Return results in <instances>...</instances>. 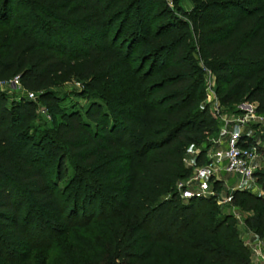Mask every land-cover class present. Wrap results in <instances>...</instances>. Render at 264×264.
I'll return each mask as SVG.
<instances>
[{
    "label": "trees",
    "instance_id": "trees-1",
    "mask_svg": "<svg viewBox=\"0 0 264 264\" xmlns=\"http://www.w3.org/2000/svg\"><path fill=\"white\" fill-rule=\"evenodd\" d=\"M159 1H0V83L17 76L36 95L0 90V264L86 229L97 239L78 245L95 264H253L217 196L183 201L176 186L188 151L202 165L219 131L206 71L224 112L264 114V0H192L185 19ZM64 75L106 96L61 107ZM253 180L261 192L229 204L262 238L264 167Z\"/></svg>",
    "mask_w": 264,
    "mask_h": 264
},
{
    "label": "built area",
    "instance_id": "built-area-1",
    "mask_svg": "<svg viewBox=\"0 0 264 264\" xmlns=\"http://www.w3.org/2000/svg\"><path fill=\"white\" fill-rule=\"evenodd\" d=\"M205 76L208 78V100L211 112L219 122V131L216 135L210 137L211 147L205 155L204 163L200 166H192L193 172L190 177L180 181L176 190L178 196L183 201L191 199H201L216 197L213 190V183L221 182L222 175L232 176L239 180L235 188L228 190L225 198L218 200L220 206L229 207V196L235 190H250L256 194L253 187L246 184V181H253V174L258 169V155L253 150L245 146L246 137L242 126L260 125L264 127V114L256 111L255 105H250L248 111L242 114H233L228 118L215 95L214 77L206 71ZM0 90L35 101L36 95L22 90L19 77H14L6 83H0ZM231 125V129L228 126ZM194 164V162H193ZM255 184V183H254ZM256 186V185H255ZM257 187V186H256ZM227 214L232 215L235 220H239V210L233 209ZM240 239L244 246L250 252V258L253 264H264V243L254 232L249 236L240 232Z\"/></svg>",
    "mask_w": 264,
    "mask_h": 264
},
{
    "label": "rangeland",
    "instance_id": "rangeland-1",
    "mask_svg": "<svg viewBox=\"0 0 264 264\" xmlns=\"http://www.w3.org/2000/svg\"><path fill=\"white\" fill-rule=\"evenodd\" d=\"M1 1V0H0ZM194 8L192 0H160L159 1V10H169L179 19H185L192 9ZM4 30H0V33H3ZM209 80L205 76L203 81V90L205 95V103L208 100V86ZM215 88V83H214ZM53 91L59 96L61 99L60 106L61 107H69L72 105H78L80 107H85L87 105L89 98H96L100 95H105L102 92L92 93L88 96H81L82 85L74 79L72 76L64 75L59 77L56 80V85ZM8 94V93H7ZM10 97H15L16 93L8 94ZM250 105L247 103H239L234 110L241 111L242 113L248 111ZM233 112V111H232ZM39 113L41 117H45L46 120L50 121V116L46 112L44 108L39 109ZM228 118H233L231 112L226 113ZM228 129H231V125L228 126ZM242 130L244 131L246 138L245 146L248 149L253 150L258 155V169H263L264 167V127L260 125H248L246 127L242 126ZM210 141V140H209ZM199 152V149L191 148L186 154V159L184 162L185 167L191 168L194 166L193 162L196 154ZM226 180V179H224ZM259 189V188H258ZM257 191V190H256ZM255 191V193H256ZM228 190L225 187H222L219 193L217 194V199L221 200L228 195ZM261 191L259 189V194ZM223 213L227 214L233 209L239 210L237 206L230 205L229 207L223 208ZM252 214L245 213L239 210V220H236V228L238 233L242 231L245 236L251 235L253 231L246 227V219L249 218ZM97 239L96 233L92 229H86L82 231L72 230L68 237H63L61 239L56 240L50 249L36 251L32 254L31 259L28 264H95L90 256L85 252V248L78 245L79 243H83V245L91 246L93 241ZM262 242L264 243V237H260Z\"/></svg>",
    "mask_w": 264,
    "mask_h": 264
},
{
    "label": "crops",
    "instance_id": "crops-1",
    "mask_svg": "<svg viewBox=\"0 0 264 264\" xmlns=\"http://www.w3.org/2000/svg\"><path fill=\"white\" fill-rule=\"evenodd\" d=\"M224 179H226V180H224ZM220 180L223 183V187H225L227 190H230L231 188H235L236 184L239 182V180L236 179L235 177L225 176V175H222L220 177ZM246 184L253 187V189H254L253 191L255 192L257 190L256 193H258L259 189H258V187L255 186L253 181L247 180Z\"/></svg>",
    "mask_w": 264,
    "mask_h": 264
}]
</instances>
